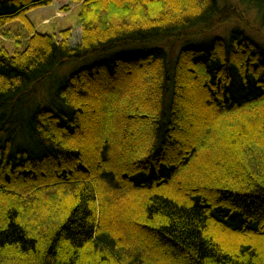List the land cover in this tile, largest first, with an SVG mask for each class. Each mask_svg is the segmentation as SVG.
Returning a JSON list of instances; mask_svg holds the SVG:
<instances>
[{"label":"trees","instance_id":"1","mask_svg":"<svg viewBox=\"0 0 264 264\" xmlns=\"http://www.w3.org/2000/svg\"><path fill=\"white\" fill-rule=\"evenodd\" d=\"M55 1L0 0V30ZM72 1L79 45L0 49V264H264V49L240 29L167 49L229 0ZM127 43L156 47L55 80Z\"/></svg>","mask_w":264,"mask_h":264},{"label":"rangeland","instance_id":"2","mask_svg":"<svg viewBox=\"0 0 264 264\" xmlns=\"http://www.w3.org/2000/svg\"><path fill=\"white\" fill-rule=\"evenodd\" d=\"M229 9L235 11V16L231 17L224 26H219L212 31H206L201 37L191 39L189 41L171 42L168 52L175 59L181 48L185 45L206 48L211 45L216 38L228 39L233 30L240 29L252 41L257 43L264 49V23L257 16L255 10L246 5H242L237 0H229ZM82 4L72 0H58L51 6L34 9L27 14L33 27L18 21L8 25L5 29L0 30V49H7L11 54L25 49L24 43L30 37V31L33 33L48 34L55 37L58 41L62 40V32L69 30L71 33L70 43L77 46L82 38V22L80 19ZM233 13V12H231ZM30 29V31H29ZM33 29V30H32ZM5 32V34H4ZM9 36H4V35ZM23 43L16 44L17 35ZM28 37V38H27ZM154 43H127L114 47L112 50L91 56L87 59L77 62H69L58 70L55 80L62 78L65 80L72 73L83 68L90 67L99 62L110 61L119 55L129 53H146L155 48ZM55 89L48 86L42 88V96L49 99L50 94L53 96Z\"/></svg>","mask_w":264,"mask_h":264}]
</instances>
